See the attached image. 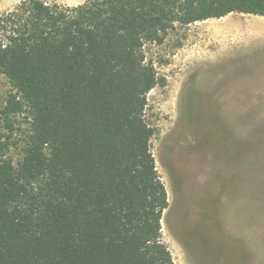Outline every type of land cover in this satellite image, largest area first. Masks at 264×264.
<instances>
[{"label": "trees", "instance_id": "obj_1", "mask_svg": "<svg viewBox=\"0 0 264 264\" xmlns=\"http://www.w3.org/2000/svg\"><path fill=\"white\" fill-rule=\"evenodd\" d=\"M233 13L264 17V0H23L0 16L1 112L28 125L16 162L0 134V264H174L143 46Z\"/></svg>", "mask_w": 264, "mask_h": 264}, {"label": "rangeland", "instance_id": "obj_2", "mask_svg": "<svg viewBox=\"0 0 264 264\" xmlns=\"http://www.w3.org/2000/svg\"><path fill=\"white\" fill-rule=\"evenodd\" d=\"M21 1L0 0V16ZM254 18L176 25L161 44L143 46L159 79L144 115L168 196L161 240L174 264H264V36L255 30L264 20ZM11 93L0 75V134L16 162L28 125L2 115Z\"/></svg>", "mask_w": 264, "mask_h": 264}, {"label": "crops", "instance_id": "obj_3", "mask_svg": "<svg viewBox=\"0 0 264 264\" xmlns=\"http://www.w3.org/2000/svg\"><path fill=\"white\" fill-rule=\"evenodd\" d=\"M256 18L259 20H264V17H259V16H256ZM256 18H254V19H256ZM255 30H257V31H263V33H258L257 35H263L264 36V29L263 30H260V29H255ZM264 40V39H263Z\"/></svg>", "mask_w": 264, "mask_h": 264}, {"label": "bare ground", "instance_id": "obj_4", "mask_svg": "<svg viewBox=\"0 0 264 264\" xmlns=\"http://www.w3.org/2000/svg\"><path fill=\"white\" fill-rule=\"evenodd\" d=\"M249 24H252V23H249ZM247 26H248V25H247ZM255 26H256V24H255ZM248 27H250V25H249Z\"/></svg>", "mask_w": 264, "mask_h": 264}]
</instances>
